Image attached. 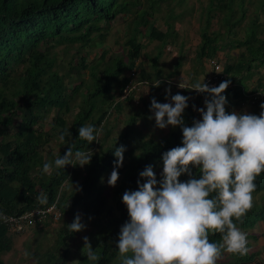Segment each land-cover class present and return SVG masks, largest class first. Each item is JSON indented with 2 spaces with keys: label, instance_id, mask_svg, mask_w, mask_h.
I'll use <instances>...</instances> for the list:
<instances>
[{
  "label": "trees",
  "instance_id": "1",
  "mask_svg": "<svg viewBox=\"0 0 264 264\" xmlns=\"http://www.w3.org/2000/svg\"><path fill=\"white\" fill-rule=\"evenodd\" d=\"M168 1L0 0V264H5L1 255L11 251L14 235L9 232L3 217L45 209L56 201L62 212L60 220L66 219V216L69 220L62 222L63 227L57 233L54 247L36 254V264H67L72 239L91 226L96 228V240L91 247L98 259L95 262L88 261L87 249H84L78 264H120L116 243L121 227L128 220L127 208L122 202L123 194L138 190V181L145 182L140 173L147 166L152 167L159 182L163 153L182 146V130L170 131L160 139L129 140L138 118L152 116L153 98L163 104V101H169L171 96L177 94L170 91L156 94V91L161 90L164 80L171 84L170 79H164L165 76L170 78L174 75L170 71L166 73L159 64L161 51H164L162 46L168 44L172 28L170 21H167L166 31H161L157 26L163 15L162 3ZM171 1L175 3L167 18H178L180 15L174 14V11L183 7L184 0ZM234 2L235 0H210L201 31L202 40L197 50L199 60H215L214 57H219L218 52L223 47L219 43L220 36L209 30L216 17L214 9L219 6V9L229 11L223 20L229 27V34H232L239 23V19L232 22L235 15ZM239 8L244 16L247 10L245 0H240ZM260 20L257 10L251 26L246 29V38L232 41L233 46L241 50L239 59L236 62H225L223 73L227 76V81L233 84L224 93L228 100L226 111L229 113L234 107L250 103V89L245 84L251 79L254 68L259 70L264 67V37L261 35L264 29ZM116 23H122L127 28L125 44L120 56L116 54L108 62V50L102 48L92 53L88 49L103 47L109 36L110 26ZM154 40L161 42L158 55L148 56L147 63L139 62L144 55L145 45H148L147 41ZM57 47H64L63 50L70 54L69 60L60 58L59 52H55ZM64 65L68 66V70L62 74L60 69ZM180 66L181 61L177 63V67ZM76 70L80 74L87 71L88 78L75 83L76 77H81L80 74L75 76ZM134 70H140L137 81H144L146 84H156L159 81V86H151L150 98L144 101L145 109L130 115L126 119L128 128L117 140L108 144L107 140L111 136L107 121L109 112L115 110L121 113L125 102H117L112 98L104 106V99L107 96L116 98L113 83L118 84L122 93L133 81L135 72L131 75L130 72ZM127 71H130L129 75H123ZM197 82L198 80L192 79L190 86ZM263 90L262 73L251 93ZM76 95L81 100L75 106V119L71 127H68L65 115L72 110L71 101ZM203 97L211 99L207 94L200 93L198 102ZM187 103L188 107L182 116L184 125L191 127L196 118L193 111L195 104L191 101ZM255 104L260 107L264 103L258 100L252 105ZM202 107L205 108V102ZM51 112L55 114L52 122L47 124L49 128H46L45 117ZM85 125L102 129L97 140L91 144L79 139L78 129ZM65 131L70 135L65 136L63 148L55 152L51 144ZM97 143L100 144V150L93 154L90 164L85 165L83 174H78V165H68L64 169L53 168L49 174L43 173V165L54 161L57 156H63L68 146H73V151H88L94 149ZM120 146L126 149L123 166L118 169L121 180L115 189V205H109L102 179L114 168V151ZM192 171L194 176L198 175L197 169ZM188 179L187 175L180 177L182 182ZM255 183L257 187L253 193V207L243 217V224L236 222L244 230L252 229L257 223L264 221V173L256 178ZM41 195L46 197L45 204L37 202V197ZM117 210L119 215L115 214ZM80 213L85 229L72 233L68 225ZM47 223H54L50 216L28 225L27 228ZM209 238L213 242L219 241L220 234H210ZM254 256L252 253L238 255L234 263L245 264Z\"/></svg>",
  "mask_w": 264,
  "mask_h": 264
},
{
  "label": "clouds",
  "instance_id": "2",
  "mask_svg": "<svg viewBox=\"0 0 264 264\" xmlns=\"http://www.w3.org/2000/svg\"><path fill=\"white\" fill-rule=\"evenodd\" d=\"M214 59L221 61L218 62L224 70L225 62L219 57ZM210 60L207 61L211 72L203 83L179 84L181 92L187 89L211 97L205 100V108L199 109L202 119L194 121L191 127L185 126L182 118L188 107L187 95L171 96L172 103H158L154 98L151 101L155 126L161 130L179 126L182 146L163 153L159 182L152 167L147 166L140 173L145 182L138 181V190L123 194L128 220L121 227L116 243L120 264H217L225 253L246 256L250 251L247 233L236 222L243 224V217L253 207L255 180L264 173V104L260 105L259 115L227 112L224 93L233 84L222 72L219 86L207 85V79L216 74ZM159 83L153 86L158 87ZM142 94L140 89L123 100L122 92L119 101L136 102ZM248 96L250 104L258 100L264 103L262 91L249 92ZM101 131L92 125L81 126L79 139L91 144ZM66 135L70 133L59 135L61 143ZM125 151L124 146L114 151L116 160L107 181L110 187L117 184ZM92 156L90 150L73 151L70 145L63 156L43 165V173L68 165L84 167L90 164ZM193 169L198 170L197 176L193 175ZM183 175L189 177L185 182L180 180ZM37 202L45 204L46 197L38 196ZM68 229L72 233L85 229L79 214ZM217 233L220 240L211 241L210 234ZM83 249H87L88 261H97L87 237Z\"/></svg>",
  "mask_w": 264,
  "mask_h": 264
},
{
  "label": "rangeland",
  "instance_id": "3",
  "mask_svg": "<svg viewBox=\"0 0 264 264\" xmlns=\"http://www.w3.org/2000/svg\"><path fill=\"white\" fill-rule=\"evenodd\" d=\"M174 1V0H173ZM217 3V1H215ZM174 2L169 0L168 2H163L162 4V10L163 13L162 17L159 19L157 26L161 31H166L168 29L167 21H170L172 23L170 38L168 39V44L164 45L163 48L164 51H161V56L159 58V64L164 67L166 70V73L170 71L174 75L170 76V78L165 76L164 79H170L169 82L164 80V84L162 83L160 86L159 91H156V94L159 93H165V92H177L180 95L186 94L187 97L190 98L194 105L193 111H195V121L202 119L199 113V109L203 108L202 103L205 102V97H203L200 102H198V97L200 96V93L192 91V90H182L180 93L179 84L187 85L189 86L191 84L192 79L198 80V82L203 83L205 81L206 76L211 72L210 67L208 65L207 59L199 60L197 56V50L201 43V31L202 27L205 24V18L208 11V6L210 3V0H184V5L181 8H176L174 11V14L180 15L178 18L169 19L167 18L168 15L171 13L172 6H174ZM264 0H245V7H246V13L243 16V13L241 12L239 6H240V0H235L233 6H234V12L235 15L232 19V22L239 19V23L237 26L234 27L232 30V34H229V27L225 24L223 18L226 16V14H229V11L225 8L219 9V6H217L214 9V12L216 14V17L212 20L211 26L209 30L211 32H217L219 34V43L223 46L222 49L218 52V55L220 58H222L223 62H236L239 59L240 51L238 48H235L233 46L232 42L236 39H245L246 38V29L251 26L252 20L256 17L257 10L259 13V16H261V20L259 23L263 26L264 29ZM127 28L124 24H112L109 28V36L107 38V41L103 45V47L99 48H92L88 49V51H91L92 53L97 52L99 50L105 49L108 50L109 53L107 55L106 61L110 62L112 58L117 54L120 56L122 52V47L125 44V33ZM231 33V32H230ZM264 37V31L261 34ZM148 45H145L143 56L139 60V62H145L148 61V56L155 57L158 55V46L161 44L160 41L154 40L152 42L147 41ZM64 47H57L55 49V52H59L60 58H63L65 60H69L70 54H67L65 52ZM94 55V54H93ZM95 56V55H94ZM62 59V60H63ZM181 61V66L177 67V63ZM201 61V62H199ZM108 62L106 64H108ZM149 69V68H148ZM68 70V66L64 65L63 69H60V73L64 74L65 71ZM150 70V69H149ZM130 71L125 72L123 75H129ZM134 74L133 81L136 82L133 84L127 85L125 88L132 89L131 95H135L140 89H143L142 97L139 98L136 102H130V103H123L122 112L118 113L115 110H111L109 112L108 117V128L111 131V136L107 140V143H112L114 139H118L119 135L128 128V123L126 122V119L133 115L137 110L145 109L146 105H144L145 100H149V95L152 90V83L144 84L140 82L139 80V73L140 70H134L130 72V75ZM253 74L251 75V79L248 80V82L245 84L247 88L250 89V92L252 88H255L258 84V79L260 78L261 74H264V67L260 68L259 70H256L254 68ZM80 73H75L76 77L75 83H79L81 79L88 78L87 71H83L80 75ZM246 75V74H244ZM68 80V79H67ZM71 82V81H70ZM70 82H67V85H70ZM146 85V86H145ZM172 85V86H171ZM152 86V87H151ZM177 88V89H176ZM84 89V88H83ZM114 92H116V98L114 97H108L103 103L104 106H107L109 101L115 100L119 102L122 93H120L121 89L119 88L118 84L113 83ZM117 90V91H116ZM264 93V90H263ZM141 94V91H140ZM191 95V96H190ZM80 96L76 95L75 99L71 101L72 110L65 115V118L68 122V127H71L75 115L77 113V108L75 106L80 103ZM169 101H163V103H168ZM149 103V102H147ZM172 103V101L170 102ZM200 103V104H199ZM251 103V102H250ZM245 104V106L240 107H234L232 111H235L237 113H248L252 115H259L262 111L261 107L252 104ZM228 106V100L226 103V106ZM55 112H51L48 114L47 117H45L44 125L46 128H49L48 123L52 122V118L54 116ZM184 114V113H183ZM151 117V119H150ZM183 118V116H182ZM184 120V119H183ZM137 126L132 129L133 133L131 135L132 138H130V142H132L133 138L137 141L141 139H160L162 137L167 136L170 131H180V127H172L169 126L166 129H159L155 126V119L154 114L152 116L150 115H144L141 118H138ZM52 149L56 152H59L63 148V144L59 141V139L53 140L51 144ZM100 150V144H96L95 148L90 150L93 154L95 152H98ZM48 155L46 154V158ZM110 170L107 172L102 179V184L105 188L106 195L109 199V205H115V189L120 184L121 175L119 174V179L117 181V184L115 187H110L107 183L111 172ZM78 174L81 175L85 172V166L84 167H78ZM258 200V197L255 198ZM115 214L119 215L118 210L115 211ZM64 220H60L59 222L55 223H47L45 225H36L35 227L27 228L26 232H23L21 234L13 235V247L11 251L1 255L2 260L5 264H36V254H42L51 248L54 247L56 240H57V233L58 231L63 227L62 222H66L69 220L67 218ZM81 218V213H80ZM256 228V227H255ZM95 226H91V228L87 231L81 232L77 238L72 239L70 247H71V255L69 258V261L67 264H78L80 260V256L84 251V237H87L90 244H94L96 238H95ZM247 233L249 238H247L248 241V247L250 249L249 253L253 252H260V254L264 255V246L259 247L256 241H254V237L251 236L252 233H255L254 228L252 229H242ZM258 237H262L260 233H257ZM251 236V237H250ZM253 239V240H252ZM260 248V249H259ZM28 254L27 256L25 254ZM238 255L234 254H227L225 253L221 259L217 261V264H233L237 258ZM263 264V263H262Z\"/></svg>",
  "mask_w": 264,
  "mask_h": 264
},
{
  "label": "built area",
  "instance_id": "4",
  "mask_svg": "<svg viewBox=\"0 0 264 264\" xmlns=\"http://www.w3.org/2000/svg\"><path fill=\"white\" fill-rule=\"evenodd\" d=\"M211 66L214 68L215 75L213 77H209L207 79V85L209 87H217L222 82L223 76L221 73L223 72V66L218 61L213 60L211 62ZM132 89L125 88L123 91L122 99H126L131 95ZM256 98V96H255ZM50 216L52 220L55 222H59L62 217V212L57 206V201L53 205L45 208V209H36L29 212H25L19 216H4L3 221L9 227V232L16 235L21 234L26 231L28 225L36 224L40 222L43 218Z\"/></svg>",
  "mask_w": 264,
  "mask_h": 264
},
{
  "label": "crops",
  "instance_id": "5",
  "mask_svg": "<svg viewBox=\"0 0 264 264\" xmlns=\"http://www.w3.org/2000/svg\"><path fill=\"white\" fill-rule=\"evenodd\" d=\"M183 95L186 96V94H183ZM190 98L188 100H191ZM170 102H168V103H170ZM255 227H254V230H253V231H255V233H252V235H253V237L255 239L254 241H256L257 244L259 243L258 244L259 247H263L264 246V221H261V222L257 223V225ZM257 233H260V235H262V237L261 238L258 237V235H256ZM260 252H258V251L257 252H253L252 254L255 255L254 258L251 261H249V262H247L245 264H262V263L264 264V255L260 254ZM233 264H235V263H233Z\"/></svg>",
  "mask_w": 264,
  "mask_h": 264
},
{
  "label": "bare ground",
  "instance_id": "6",
  "mask_svg": "<svg viewBox=\"0 0 264 264\" xmlns=\"http://www.w3.org/2000/svg\"><path fill=\"white\" fill-rule=\"evenodd\" d=\"M245 88V87H244Z\"/></svg>",
  "mask_w": 264,
  "mask_h": 264
}]
</instances>
